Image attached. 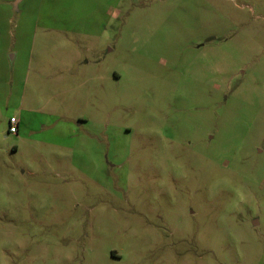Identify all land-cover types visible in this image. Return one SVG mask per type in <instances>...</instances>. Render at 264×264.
I'll use <instances>...</instances> for the list:
<instances>
[{
  "label": "rangeland",
  "instance_id": "374dc122",
  "mask_svg": "<svg viewBox=\"0 0 264 264\" xmlns=\"http://www.w3.org/2000/svg\"><path fill=\"white\" fill-rule=\"evenodd\" d=\"M0 43V264H264V0H0Z\"/></svg>",
  "mask_w": 264,
  "mask_h": 264
},
{
  "label": "built area",
  "instance_id": "2783aa9c",
  "mask_svg": "<svg viewBox=\"0 0 264 264\" xmlns=\"http://www.w3.org/2000/svg\"><path fill=\"white\" fill-rule=\"evenodd\" d=\"M9 132L11 134H17L18 133V121L14 118L10 119L9 121Z\"/></svg>",
  "mask_w": 264,
  "mask_h": 264
},
{
  "label": "crops",
  "instance_id": "0c3cea01",
  "mask_svg": "<svg viewBox=\"0 0 264 264\" xmlns=\"http://www.w3.org/2000/svg\"><path fill=\"white\" fill-rule=\"evenodd\" d=\"M8 54H6L7 56ZM13 58H15V54L12 56ZM4 63V58H3V53H2V47H1V43H0V87H1V70H2V65ZM19 128H20V122H18V132H19Z\"/></svg>",
  "mask_w": 264,
  "mask_h": 264
}]
</instances>
